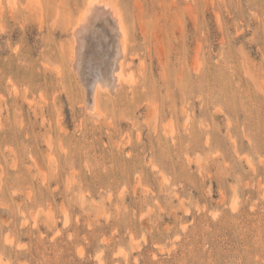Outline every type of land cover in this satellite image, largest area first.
<instances>
[{"label":"rangeland","instance_id":"rangeland-1","mask_svg":"<svg viewBox=\"0 0 264 264\" xmlns=\"http://www.w3.org/2000/svg\"><path fill=\"white\" fill-rule=\"evenodd\" d=\"M88 1L0 0V264H264V0H101L133 82L99 113Z\"/></svg>","mask_w":264,"mask_h":264},{"label":"bare ground","instance_id":"bare-ground-1","mask_svg":"<svg viewBox=\"0 0 264 264\" xmlns=\"http://www.w3.org/2000/svg\"><path fill=\"white\" fill-rule=\"evenodd\" d=\"M83 12L74 21L73 61L86 84L88 110L99 113L101 92L115 94L123 81L131 80L125 76L130 39L125 21L111 3L89 0Z\"/></svg>","mask_w":264,"mask_h":264}]
</instances>
